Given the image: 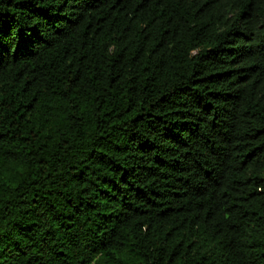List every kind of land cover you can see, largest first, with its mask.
<instances>
[{
  "label": "trees",
  "instance_id": "1",
  "mask_svg": "<svg viewBox=\"0 0 264 264\" xmlns=\"http://www.w3.org/2000/svg\"><path fill=\"white\" fill-rule=\"evenodd\" d=\"M0 264H264V0H0Z\"/></svg>",
  "mask_w": 264,
  "mask_h": 264
}]
</instances>
